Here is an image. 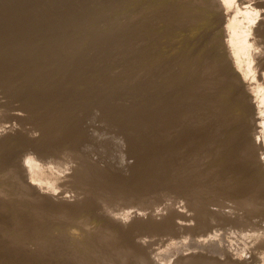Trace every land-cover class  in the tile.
<instances>
[{"label": "rangeland", "instance_id": "374dc122", "mask_svg": "<svg viewBox=\"0 0 264 264\" xmlns=\"http://www.w3.org/2000/svg\"><path fill=\"white\" fill-rule=\"evenodd\" d=\"M140 1L0 0V133L14 127L30 136L40 135L47 147L46 162L60 171L83 160L98 171L83 195L68 190L66 195L84 200L82 215L69 222L57 221L54 214L39 221L24 209L27 201L21 208H11L19 198L16 187L10 188L7 174L0 178V257L6 262L172 264L181 252L193 250V238L177 231L176 219L168 218L170 225L157 228L149 225L153 219L160 214L172 217L174 210L218 214L234 207L230 193L215 185L223 176L221 162L216 172L207 167L209 172L199 187L193 186L191 196L193 163L186 162L182 152L171 154L169 161L163 159L158 132L170 100L161 92V80L148 87L142 77L129 73L132 55L138 68L146 67L149 60L143 33L126 28ZM120 42L123 45L115 54L114 46ZM188 80L186 86L193 81ZM13 114L22 118L14 119ZM5 154L4 173L9 155ZM168 169L175 177L170 186L163 180ZM134 211L145 214L146 222L133 227L125 239L118 235L117 242L107 245L116 233L103 223L106 215L126 220L127 213ZM256 215L245 218L256 222V229L250 221L231 224L216 218L213 232L220 249L248 257L251 240L244 234L253 228L255 233L264 231V211ZM87 219L92 221L83 239L78 235ZM55 222H61L60 232L53 228ZM140 239L151 243L146 249L129 247ZM255 251L257 264H263L264 249Z\"/></svg>", "mask_w": 264, "mask_h": 264}, {"label": "bare ground", "instance_id": "6f19581e", "mask_svg": "<svg viewBox=\"0 0 264 264\" xmlns=\"http://www.w3.org/2000/svg\"><path fill=\"white\" fill-rule=\"evenodd\" d=\"M127 20L130 24L126 28L132 33H143V42L149 51L146 67L138 68L135 55L128 59L130 76L142 77L148 87L161 80V92L170 100L163 109L158 132L164 161H169L171 154H185V161L193 163L192 188L199 187L204 174L209 172V165L214 170L221 162L223 176L215 185L229 192L235 202L230 211L221 210L218 214L183 209L172 211V217L159 213L160 218L153 219L149 225L168 226L169 219L173 218L177 220V231L192 236L193 250L181 252L172 264L259 263L255 250L264 249V231L255 233L256 222L247 219L264 211V0H141L135 14ZM122 45V42L115 44V54H119L117 51ZM188 79L193 81L186 86ZM76 91L79 90H73ZM12 116L22 118L21 114ZM151 124L146 126L148 131ZM41 140L40 135L30 136L14 127L0 133V163L2 156L9 154L8 171L4 173L1 163L0 178L5 179L7 174L10 188L16 187L15 195L19 197L10 207L21 208L22 201H27L24 209L35 213L39 221L44 222L53 214L57 221L75 220L82 215L84 200L66 194L69 189H75L83 195L86 186L96 180L92 177L97 178V168L93 169L83 160L60 171L46 162L47 147ZM174 178L170 169L164 170L166 185L170 186ZM192 188L189 189L191 196L195 190ZM249 210L252 212L248 213ZM144 215L129 212L126 220L106 215L103 223L116 233V238L107 245L117 242L118 235L128 237L133 227L146 222ZM21 216L16 218L22 219ZM216 218L231 224L252 223L254 228L244 234L245 239L251 240L248 257V254L240 257L220 249L222 244L213 232ZM91 221L87 219L82 224L78 236L87 237ZM56 222L53 228L56 226L54 229L59 231L61 222ZM47 230L44 226L43 231ZM131 242L128 245L132 249H146L151 243L145 239ZM13 263L0 257V264Z\"/></svg>", "mask_w": 264, "mask_h": 264}]
</instances>
